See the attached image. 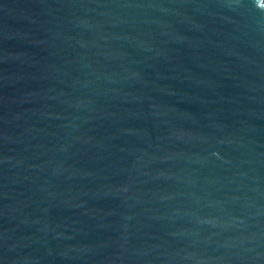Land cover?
Here are the masks:
<instances>
[{
    "label": "water",
    "instance_id": "obj_1",
    "mask_svg": "<svg viewBox=\"0 0 264 264\" xmlns=\"http://www.w3.org/2000/svg\"><path fill=\"white\" fill-rule=\"evenodd\" d=\"M0 264H264V0H0Z\"/></svg>",
    "mask_w": 264,
    "mask_h": 264
}]
</instances>
